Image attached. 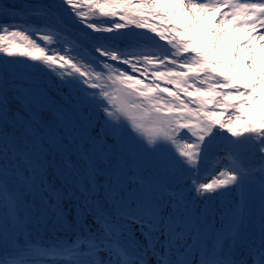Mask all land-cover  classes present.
<instances>
[{
    "label": "snow or ice",
    "instance_id": "6c2138e0",
    "mask_svg": "<svg viewBox=\"0 0 264 264\" xmlns=\"http://www.w3.org/2000/svg\"><path fill=\"white\" fill-rule=\"evenodd\" d=\"M0 54V264H264V0L0 2Z\"/></svg>",
    "mask_w": 264,
    "mask_h": 264
},
{
    "label": "rangeland",
    "instance_id": "374dc122",
    "mask_svg": "<svg viewBox=\"0 0 264 264\" xmlns=\"http://www.w3.org/2000/svg\"><path fill=\"white\" fill-rule=\"evenodd\" d=\"M94 19H97V18L94 17ZM103 19H104V18H103ZM37 42H38V43H41V46L43 45V42L40 41L39 39L37 40ZM144 47L147 48V49H150L151 51L159 52V49L156 48V47H155L153 44H151V43H147V44H145ZM50 49H52V48H50ZM12 59H16V60L20 61L21 63H23V62H25V60H26L27 58L14 57V58H12ZM27 62H30V63H40V62H31L30 59H27ZM145 139H146V136H145ZM208 175H209L208 172H204V173H202V181H203L204 179H206Z\"/></svg>",
    "mask_w": 264,
    "mask_h": 264
},
{
    "label": "trees",
    "instance_id": "16d2710c",
    "mask_svg": "<svg viewBox=\"0 0 264 264\" xmlns=\"http://www.w3.org/2000/svg\"><path fill=\"white\" fill-rule=\"evenodd\" d=\"M0 2H3V3H11L12 2V0H0ZM95 18H97L96 20L98 21V22H103V17H99V16H97V17H95ZM35 38V37H34ZM61 43L62 42H57V43H55V44H51V45H46L44 42H43V45H42V47H44V46H46V47H48L49 49L50 48H52V49H56V48H59L60 47V45H61ZM64 47L65 48H68V45H64ZM74 54V53H73ZM5 57H4V55L3 54H0V59H4Z\"/></svg>",
    "mask_w": 264,
    "mask_h": 264
}]
</instances>
